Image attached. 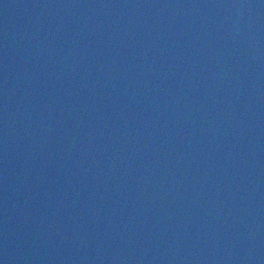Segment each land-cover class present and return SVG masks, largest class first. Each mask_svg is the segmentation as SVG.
<instances>
[{
    "label": "water",
    "instance_id": "95a60500",
    "mask_svg": "<svg viewBox=\"0 0 264 264\" xmlns=\"http://www.w3.org/2000/svg\"><path fill=\"white\" fill-rule=\"evenodd\" d=\"M0 264H264V0H0Z\"/></svg>",
    "mask_w": 264,
    "mask_h": 264
}]
</instances>
